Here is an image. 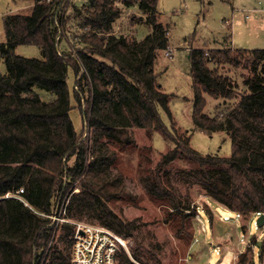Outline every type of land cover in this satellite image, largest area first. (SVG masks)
Instances as JSON below:
<instances>
[{"label": "trees", "instance_id": "obj_1", "mask_svg": "<svg viewBox=\"0 0 264 264\" xmlns=\"http://www.w3.org/2000/svg\"><path fill=\"white\" fill-rule=\"evenodd\" d=\"M31 1L29 13L3 16L0 264H45L48 256V264H70L74 225L68 219L86 216L134 238L136 226L109 205L134 198L124 189L120 171L131 153L137 155L148 195L168 207L169 215L184 218V211L191 208L165 170L175 160L188 166L184 173L188 179L212 200L239 213V219L264 213V48L233 47L228 38L221 47L190 46L193 127L179 131L171 121L170 130L159 111L171 119L168 93L158 81L157 51L169 44L168 31L157 19L158 0ZM69 5L68 18L75 26L73 52L59 46L61 30L66 31L62 15ZM121 7H136L152 30L141 40L112 33ZM18 44L36 45L41 57L16 54ZM69 71L82 116L80 133L69 116ZM37 88L52 96L41 98ZM205 95L217 100L216 111H204ZM131 126L148 134L158 131L172 143L154 166L150 148L137 147L129 134ZM195 129L208 135L224 132L231 142L230 155L193 148L190 137ZM62 198L67 201L65 221L55 225L51 216ZM192 208L191 214L202 211L196 205ZM207 211L210 220L212 212ZM57 229L62 231L57 238L63 249L54 241ZM182 232L191 235L192 230L180 220L175 234ZM251 242L257 245L258 263L264 264V241L258 243L252 236ZM252 253L246 245L235 264H252ZM116 264L134 263L120 251Z\"/></svg>", "mask_w": 264, "mask_h": 264}, {"label": "rangeland", "instance_id": "obj_2", "mask_svg": "<svg viewBox=\"0 0 264 264\" xmlns=\"http://www.w3.org/2000/svg\"><path fill=\"white\" fill-rule=\"evenodd\" d=\"M80 1L70 0L69 4ZM230 1L158 0L157 19L166 27L169 36L168 47L157 51V68L161 71L158 81L168 93L171 119L161 109L159 111L164 124L169 129L171 121L179 131L193 127L191 76L187 58L190 46L221 47L226 41L225 38H228V44L231 46L264 48V27L256 34L249 33L252 39L248 40L247 34L239 30L241 25L234 22V19L239 16L243 21L245 14L251 15L252 12L235 13ZM31 6V0H0V42L5 40L3 16L12 13H29ZM65 10L62 22L66 31L64 33L60 28L63 36L59 39V46L67 52H73L72 33L75 26L68 18V14H71L70 5ZM57 22L59 24L58 18ZM151 30V25L145 21V15L136 7H121L120 15L112 25V33L122 34L135 40H141ZM14 52L26 57H41L39 47L32 44H18L14 47ZM4 70V63L0 60V71ZM237 72L240 70L238 69ZM73 81V74L69 71L67 80L71 104L69 116L75 131L80 133L82 116L73 98ZM36 92L46 100L52 96L44 89L37 88ZM205 96L204 111L208 113L216 111L217 100L212 96ZM219 108L224 107L219 105ZM128 131L137 147L150 148L152 166L162 159L166 150L172 146V143L165 140L158 131L148 134L145 129L134 126L129 127ZM86 133L88 135L89 132ZM190 143L202 153H218L222 156H229L231 153L230 139L220 131L208 135L196 129L192 130ZM137 160L136 153H131L120 167L124 189L134 198L118 199L109 203L124 220L136 226L134 238L125 236L129 254L124 249L121 250L127 254L132 263L134 261V264H235L236 257L233 256H237L238 252L248 245L253 251L252 264H259L257 245L251 242L252 236L258 243L264 241V223L260 226L256 224L257 215L252 214L246 220H224L223 215L229 214L234 218V213L212 200L196 182L188 179L184 175L188 166L180 160L167 164L165 170L169 171L170 182L176 193L182 200H189L191 208L184 211L187 214L184 218L183 215H169L168 207L161 206L148 195L139 177ZM109 170L112 173L116 171L114 167H110ZM66 203L64 198L57 201L51 223L56 225L62 222L58 217L63 216L61 209ZM195 205L203 212L196 210L191 214L192 206ZM207 209L212 212L210 220ZM68 220L89 224L99 223L96 220H89L86 216L80 220ZM180 220L190 224L191 235L184 232L180 235L175 234V230L180 226ZM60 233L62 231L57 229L54 241L59 249H63L64 243L57 238ZM241 237L243 241H240ZM216 249L220 250V253H217ZM48 262L49 256L45 264Z\"/></svg>", "mask_w": 264, "mask_h": 264}, {"label": "built area", "instance_id": "obj_3", "mask_svg": "<svg viewBox=\"0 0 264 264\" xmlns=\"http://www.w3.org/2000/svg\"><path fill=\"white\" fill-rule=\"evenodd\" d=\"M61 211L64 214L65 204ZM259 214L256 213L257 216ZM239 218V213H234V218L229 214L223 215L224 220ZM58 219L65 221L63 216H59ZM71 223L74 225V231L71 235L70 264H116L119 251L124 249L128 253L127 238L112 227L103 223L89 224L79 221ZM240 241H243V237ZM216 252L220 253V250L216 249Z\"/></svg>", "mask_w": 264, "mask_h": 264}, {"label": "crops", "instance_id": "obj_4", "mask_svg": "<svg viewBox=\"0 0 264 264\" xmlns=\"http://www.w3.org/2000/svg\"><path fill=\"white\" fill-rule=\"evenodd\" d=\"M230 3L232 5L231 8L235 13H243L244 11L246 13L252 12L251 15L245 14V20L243 21L239 16L234 19V22L241 25L239 30L244 31L247 34V38H249L248 40L252 39L249 33L256 34L264 27V0H231ZM233 257L235 258L236 256L234 255Z\"/></svg>", "mask_w": 264, "mask_h": 264}, {"label": "water", "instance_id": "obj_5", "mask_svg": "<svg viewBox=\"0 0 264 264\" xmlns=\"http://www.w3.org/2000/svg\"><path fill=\"white\" fill-rule=\"evenodd\" d=\"M256 224L258 226L262 225L264 223V213H260L255 220Z\"/></svg>", "mask_w": 264, "mask_h": 264}]
</instances>
